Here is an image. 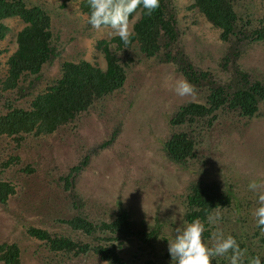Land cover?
Masks as SVG:
<instances>
[{"label": "rangeland", "instance_id": "rangeland-1", "mask_svg": "<svg viewBox=\"0 0 264 264\" xmlns=\"http://www.w3.org/2000/svg\"><path fill=\"white\" fill-rule=\"evenodd\" d=\"M28 1L45 3L62 50L57 60L43 67L37 90L60 76L64 60H88L105 68V58L95 45L98 40L113 37L109 35L111 30L93 29L78 0L66 1L65 6H61L63 0ZM246 1L249 11L259 15V5L264 0ZM193 2L173 0L181 30L179 44L194 64L210 71L217 80L226 81L229 72L222 69L220 60L230 45L220 39L219 30L196 10ZM137 16L138 13L135 19ZM135 19H130L131 30ZM3 22L9 30L0 41V78L7 73L5 62L15 50L18 31L24 25L17 17ZM131 55L135 63L128 69L123 88L83 113L76 128L66 125L39 140L29 137L18 150L10 139L9 143H0V163L10 155L21 157L20 164L0 172L3 179L17 185L16 194L6 204L0 203V243H17L21 264H109L93 254L59 263L44 262L48 252L29 236L27 229L41 227L74 237L76 233L60 219L83 212L93 220L107 221L121 210L129 211L138 224H162L163 236L156 241V255L138 252L141 258L136 261L146 264L147 259L154 260L168 252L166 239H171L175 228L185 220L181 197L198 180L215 181L223 189L226 182L233 183L234 194L245 203L244 207L248 200L256 201L242 212L255 222L252 213L258 206L257 194L247 186L256 181L264 190V108L260 117L247 123L229 115L219 117L213 128L199 131L198 156L183 168L170 161L163 150L172 131L169 118L180 105L199 100V96L196 92L184 97L175 93V82L185 79L175 63H161L157 57L147 59L136 49ZM236 57L243 70L264 81L263 43L251 44ZM24 101L21 99L17 105L25 107ZM114 132V142L91 155L77 180L76 190L84 202L81 211L65 195L58 178L87 150ZM2 146H6L5 150ZM29 164L36 168L34 173L20 171ZM136 251L137 247L132 246L124 254L133 260Z\"/></svg>", "mask_w": 264, "mask_h": 264}, {"label": "trees", "instance_id": "trees-1", "mask_svg": "<svg viewBox=\"0 0 264 264\" xmlns=\"http://www.w3.org/2000/svg\"><path fill=\"white\" fill-rule=\"evenodd\" d=\"M66 1L69 0H63L61 6H65ZM78 2L81 11L87 15L86 0ZM246 3L244 0L193 2L196 10L219 30L220 39L230 45L220 60L222 69L229 72L226 81L217 80L210 71L191 61L179 44L181 30L173 0H160L159 7L151 15H146L139 6L133 13V16L136 13L139 16L132 25L133 35L128 45L117 36L96 42V48L105 58V68L88 60H64L60 76L37 90L36 83L43 77V67L51 65L62 54L50 12L45 3L0 0V41L9 30L4 19L17 17L24 23L16 37V48L5 62L7 73L0 78V143H9L10 139L18 150L29 137L39 140L66 125L76 128L83 113L123 88L128 69L135 63L131 52L136 49L147 59L157 57L161 63H175L176 70L194 85L199 96V100H189L171 114L172 131L163 147L170 161L188 168L198 156L199 131L213 128L219 117L229 115L247 123L260 117L264 108V81L243 70L236 62L240 50L253 43L264 44V3L259 5V15L249 11L251 8ZM21 99L25 100V107L17 105ZM115 135L114 132L109 139L87 150L58 178L65 195L81 211L84 202L76 190L77 180L89 164L91 155L111 145ZM2 148L5 150L6 146ZM20 162L19 154L10 155L0 163V172ZM20 171L30 175L36 168L29 164ZM233 188L234 184L227 182L224 189L215 181L192 182L181 197L184 218L189 222L194 218L205 222V238H210L217 227L225 235H232L240 248L246 249L245 264L252 256H259L264 264V234L259 232L252 219L249 221L247 214L242 213L256 201L248 200L244 207L245 203L234 194ZM16 191L17 185L0 174V203L6 204ZM213 211L221 213V220L216 225H208L206 215ZM59 222L68 225L77 236L35 226L27 229L29 236L48 252L44 262L59 263L93 254L109 264H140L136 261L140 257L138 252L156 255V241L163 236L161 223L138 224L127 210L117 212L107 221L93 220L81 212ZM132 246H136L137 251L130 260L124 253ZM20 257L21 249L17 243H0L3 264H21ZM146 264H171V258L166 252L154 260L147 259ZM213 264H228V260L220 256Z\"/></svg>", "mask_w": 264, "mask_h": 264}, {"label": "clouds", "instance_id": "clouds-1", "mask_svg": "<svg viewBox=\"0 0 264 264\" xmlns=\"http://www.w3.org/2000/svg\"><path fill=\"white\" fill-rule=\"evenodd\" d=\"M86 3L89 9L87 23L96 30L110 29V36H117L124 45H128L133 35L130 16L135 19L133 13L138 6L145 10L146 15H151L159 7L160 0H86ZM174 91L180 97L192 96L195 87L187 79H178ZM247 187L257 194L258 206L252 215L259 232L264 234V190L256 181H250ZM220 220L219 211L206 215L208 225H216ZM205 231V222L199 218H194L190 222L182 220L175 228L173 237L166 239L171 264H213L220 256L226 257L228 264H245L246 249H241L232 235H225L217 227L210 238H205L203 236ZM247 264H261V258L249 257Z\"/></svg>", "mask_w": 264, "mask_h": 264}]
</instances>
